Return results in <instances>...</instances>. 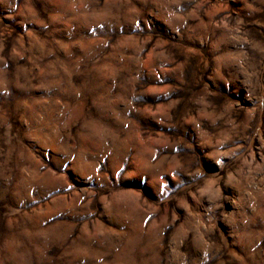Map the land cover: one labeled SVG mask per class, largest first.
I'll return each mask as SVG.
<instances>
[{"label": "rangeland", "instance_id": "374dc122", "mask_svg": "<svg viewBox=\"0 0 264 264\" xmlns=\"http://www.w3.org/2000/svg\"><path fill=\"white\" fill-rule=\"evenodd\" d=\"M0 264H264V0H0Z\"/></svg>", "mask_w": 264, "mask_h": 264}]
</instances>
